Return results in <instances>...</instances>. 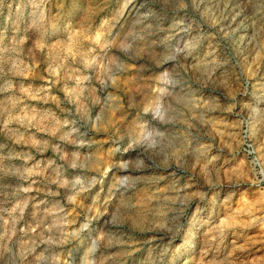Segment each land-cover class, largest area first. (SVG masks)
<instances>
[{"label": "rangeland", "instance_id": "rangeland-1", "mask_svg": "<svg viewBox=\"0 0 264 264\" xmlns=\"http://www.w3.org/2000/svg\"><path fill=\"white\" fill-rule=\"evenodd\" d=\"M245 139L264 0H0V264H264Z\"/></svg>", "mask_w": 264, "mask_h": 264}, {"label": "built area", "instance_id": "built-area-1", "mask_svg": "<svg viewBox=\"0 0 264 264\" xmlns=\"http://www.w3.org/2000/svg\"><path fill=\"white\" fill-rule=\"evenodd\" d=\"M242 150L243 152L251 158L254 167L259 175H261L262 180L264 181V170L261 164V161L259 160L258 156L256 155V150L254 149V146L245 139V141L242 144Z\"/></svg>", "mask_w": 264, "mask_h": 264}, {"label": "bare ground", "instance_id": "bare-ground-1", "mask_svg": "<svg viewBox=\"0 0 264 264\" xmlns=\"http://www.w3.org/2000/svg\"><path fill=\"white\" fill-rule=\"evenodd\" d=\"M253 44V43H252Z\"/></svg>", "mask_w": 264, "mask_h": 264}]
</instances>
